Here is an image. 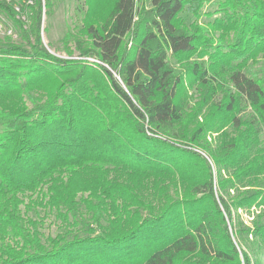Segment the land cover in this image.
I'll return each mask as SVG.
<instances>
[{
	"label": "trees",
	"instance_id": "obj_1",
	"mask_svg": "<svg viewBox=\"0 0 264 264\" xmlns=\"http://www.w3.org/2000/svg\"><path fill=\"white\" fill-rule=\"evenodd\" d=\"M206 1L85 0L65 40L91 64L44 44L52 0H0L16 33L0 37V264H251L238 245L264 244V0ZM252 206L240 226L232 209ZM91 244L101 254L76 259Z\"/></svg>",
	"mask_w": 264,
	"mask_h": 264
},
{
	"label": "rangeland",
	"instance_id": "obj_2",
	"mask_svg": "<svg viewBox=\"0 0 264 264\" xmlns=\"http://www.w3.org/2000/svg\"><path fill=\"white\" fill-rule=\"evenodd\" d=\"M146 7H150L151 0H142ZM221 0H207L202 8V12H211L215 10L218 6V3ZM54 6L52 11L45 14H42L43 23H42V40L45 45L50 44V51L57 56L67 57L65 44L69 46L70 50L73 51V57L82 59L83 61H87L88 63L94 64L98 62L97 59L89 56L78 57V53L75 49L74 43L72 39L65 40V35L74 34L77 30V27L81 25V18L86 12L87 5L85 4V0H52ZM185 17V21L187 23L193 20V16L189 13L183 12L181 14ZM220 13L212 16L202 15L199 18L201 22H207L212 20L215 16H219ZM95 18L101 20V16L97 13L93 15ZM93 20V18H92ZM95 20V19H94ZM6 34H12L13 38H16L15 30L12 24L7 21L3 16L0 15V37ZM71 36V35H70ZM261 62H264V58L261 59ZM169 63L175 69H180L185 67L184 65L178 64L173 58L169 59ZM257 68V67H255ZM188 83H186L185 88H187ZM189 94H195V88L188 86ZM187 91V90H186ZM248 111V110H245ZM199 121H201V117H199ZM216 132L209 133L207 139L211 141L215 136ZM217 187V184H216ZM264 207V206H263ZM256 209V210H255ZM259 209V208H258ZM254 206H252L249 210L247 209H232V213L236 215V218L239 220L240 226H248L251 224V220H253L256 213L260 211ZM42 214V212H41ZM59 221L56 220L54 214H49L45 217L44 226L45 233L53 234L58 229ZM234 238V237H233ZM93 244V243H92ZM88 245L84 248H76L75 256L76 259H82L85 257H89L93 252H97V255L101 254V248L95 245ZM239 250H244L250 256L251 264H264V244L260 241L252 240L251 236L243 237L240 240V246L238 245ZM72 254V252H71ZM75 259V260H76ZM89 258H86L88 260ZM78 261H73V263H77Z\"/></svg>",
	"mask_w": 264,
	"mask_h": 264
}]
</instances>
